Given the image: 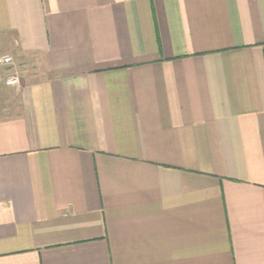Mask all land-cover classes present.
Masks as SVG:
<instances>
[{"label":"crops","instance_id":"crops-1","mask_svg":"<svg viewBox=\"0 0 264 264\" xmlns=\"http://www.w3.org/2000/svg\"><path fill=\"white\" fill-rule=\"evenodd\" d=\"M0 264H264V0H0Z\"/></svg>","mask_w":264,"mask_h":264},{"label":"built area","instance_id":"built-area-1","mask_svg":"<svg viewBox=\"0 0 264 264\" xmlns=\"http://www.w3.org/2000/svg\"><path fill=\"white\" fill-rule=\"evenodd\" d=\"M14 65V58L11 54L0 55V67H12ZM5 84L17 89L22 86L21 75L17 71H10L7 75H4L0 70V84Z\"/></svg>","mask_w":264,"mask_h":264}]
</instances>
